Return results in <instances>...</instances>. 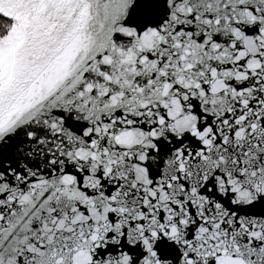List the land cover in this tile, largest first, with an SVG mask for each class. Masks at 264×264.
I'll return each mask as SVG.
<instances>
[{
	"label": "snow or ice",
	"instance_id": "obj_1",
	"mask_svg": "<svg viewBox=\"0 0 264 264\" xmlns=\"http://www.w3.org/2000/svg\"><path fill=\"white\" fill-rule=\"evenodd\" d=\"M0 264H264V0H0Z\"/></svg>",
	"mask_w": 264,
	"mask_h": 264
}]
</instances>
